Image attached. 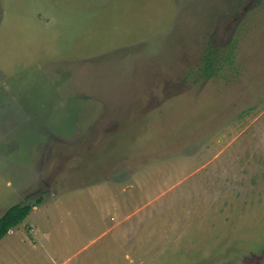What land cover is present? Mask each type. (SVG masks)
I'll return each mask as SVG.
<instances>
[{
    "label": "rangeland",
    "instance_id": "obj_1",
    "mask_svg": "<svg viewBox=\"0 0 264 264\" xmlns=\"http://www.w3.org/2000/svg\"><path fill=\"white\" fill-rule=\"evenodd\" d=\"M39 197L0 264H264V0H0V217Z\"/></svg>",
    "mask_w": 264,
    "mask_h": 264
},
{
    "label": "trees",
    "instance_id": "obj_2",
    "mask_svg": "<svg viewBox=\"0 0 264 264\" xmlns=\"http://www.w3.org/2000/svg\"><path fill=\"white\" fill-rule=\"evenodd\" d=\"M210 46L207 48L208 55L206 56V60L208 61V70L211 71L213 65L210 61L215 56V49ZM210 60V61H209ZM213 74V73H212ZM210 76V75H209ZM43 201L42 197H39L34 204H18L9 208L1 217H0V241L8 234V232L16 227L17 225L21 224L26 217L30 214L34 205H38Z\"/></svg>",
    "mask_w": 264,
    "mask_h": 264
},
{
    "label": "crops",
    "instance_id": "obj_3",
    "mask_svg": "<svg viewBox=\"0 0 264 264\" xmlns=\"http://www.w3.org/2000/svg\"><path fill=\"white\" fill-rule=\"evenodd\" d=\"M20 225H21V224H20ZM20 225H19V226H20ZM17 227H18V226H17ZM15 228H16V227H15ZM15 228H13V229H12V230H11L9 233H13ZM31 230H35V229H34V227H32V229H31ZM23 242H25V243H26V240H24V239H23Z\"/></svg>",
    "mask_w": 264,
    "mask_h": 264
}]
</instances>
